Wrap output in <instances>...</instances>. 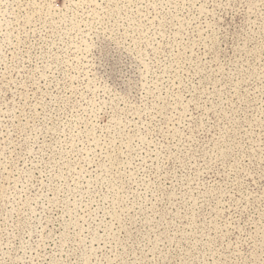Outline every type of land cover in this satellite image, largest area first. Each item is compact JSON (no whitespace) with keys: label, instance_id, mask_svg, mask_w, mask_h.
Masks as SVG:
<instances>
[{"label":"rangeland","instance_id":"1","mask_svg":"<svg viewBox=\"0 0 264 264\" xmlns=\"http://www.w3.org/2000/svg\"><path fill=\"white\" fill-rule=\"evenodd\" d=\"M0 264H264V0H0Z\"/></svg>","mask_w":264,"mask_h":264}]
</instances>
